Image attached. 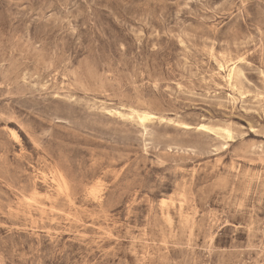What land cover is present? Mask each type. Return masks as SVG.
Masks as SVG:
<instances>
[{
    "label": "rangeland",
    "instance_id": "1",
    "mask_svg": "<svg viewBox=\"0 0 264 264\" xmlns=\"http://www.w3.org/2000/svg\"><path fill=\"white\" fill-rule=\"evenodd\" d=\"M0 264H264V0H0Z\"/></svg>",
    "mask_w": 264,
    "mask_h": 264
},
{
    "label": "bare ground",
    "instance_id": "2",
    "mask_svg": "<svg viewBox=\"0 0 264 264\" xmlns=\"http://www.w3.org/2000/svg\"><path fill=\"white\" fill-rule=\"evenodd\" d=\"M150 116V114L149 113H146V112H143V113H141V115H139L138 117H139V119L141 120V121H144L146 118H148ZM65 186V185H64Z\"/></svg>",
    "mask_w": 264,
    "mask_h": 264
}]
</instances>
